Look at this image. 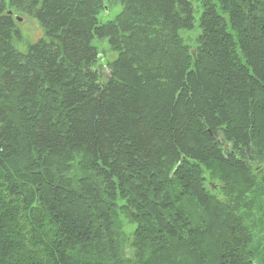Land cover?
I'll list each match as a JSON object with an SVG mask.
<instances>
[{
	"label": "trees",
	"instance_id": "16d2710c",
	"mask_svg": "<svg viewBox=\"0 0 264 264\" xmlns=\"http://www.w3.org/2000/svg\"><path fill=\"white\" fill-rule=\"evenodd\" d=\"M119 1L0 0V264H264V0Z\"/></svg>",
	"mask_w": 264,
	"mask_h": 264
},
{
	"label": "rangeland",
	"instance_id": "374dc122",
	"mask_svg": "<svg viewBox=\"0 0 264 264\" xmlns=\"http://www.w3.org/2000/svg\"><path fill=\"white\" fill-rule=\"evenodd\" d=\"M105 9L98 15L100 24L113 21L117 15L122 11L123 7L119 0H104ZM197 7L200 6V0H196ZM199 4V5H198ZM17 24L22 34L21 41H16L15 46L20 51H26L30 43H34L44 36V30L39 23L26 15H16ZM201 28L199 26V16L196 15V22L190 30H181L180 35L184 42L191 48H195L196 41ZM93 44L98 48L100 53L104 57V66L112 62L116 55L111 51L107 40H100L95 38ZM109 70H106V74ZM252 171L255 174V184L253 188L245 193L244 201L247 204L246 207L241 205V215L244 218L245 223L250 228L252 233L258 239L260 243L261 255L264 254V163L251 164ZM206 185L212 193H220L223 187V183L219 179L212 178L211 173L206 174ZM213 184V188H211ZM214 184H218L215 186ZM223 198V194H219ZM122 204V202H120ZM118 228H120L125 234H132L136 229V225L133 224L125 215L121 214L119 217Z\"/></svg>",
	"mask_w": 264,
	"mask_h": 264
}]
</instances>
